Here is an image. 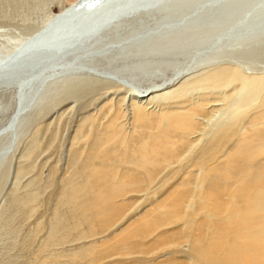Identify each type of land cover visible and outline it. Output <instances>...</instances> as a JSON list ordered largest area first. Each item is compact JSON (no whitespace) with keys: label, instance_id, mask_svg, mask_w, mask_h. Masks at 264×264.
I'll return each mask as SVG.
<instances>
[{"label":"bare ground","instance_id":"bare-ground-1","mask_svg":"<svg viewBox=\"0 0 264 264\" xmlns=\"http://www.w3.org/2000/svg\"><path fill=\"white\" fill-rule=\"evenodd\" d=\"M45 2L0 0V8L6 5L14 12L22 9L20 12L28 15L26 19L32 20L30 25L33 28L24 33L26 37L16 38L10 46L0 47V89L9 92L21 89L18 91L23 98L19 104L28 115L42 107L51 95L57 94L58 91L52 94L57 87L68 89L86 80L98 79L100 82L107 76L112 79L120 77L114 71L88 67L84 59L90 56L94 61L97 57L116 62L132 59L127 67L119 69L120 73H135L134 69H139L140 72L136 73L140 74L156 71L180 73L185 65L186 69L190 67V72L196 65L208 64L218 57L227 59L238 55L240 50H234V47L264 42V0H78L51 16L37 12L39 5L44 6ZM146 8L149 10L142 11L140 16L128 21V25L121 23L128 15ZM25 10L29 14H25ZM32 13L38 15L37 20L32 19ZM116 16L118 18L113 21ZM34 21L37 23L33 24ZM111 23H118V26L111 29L114 26ZM101 31L108 32V36L102 35L98 44ZM110 43L116 48L107 51ZM69 53L73 55L67 56ZM192 59L194 62L188 64L187 61ZM221 65L197 72L200 75L194 70V76L179 85L178 91L204 90L192 102L190 111H172L170 100L164 107L167 113L157 119V114L149 111V107L135 104L128 128L122 121L120 106L115 104L117 111L105 128L99 130L92 122L83 131V123L93 120L87 117L80 126L82 133L79 128L76 139L86 136L88 147L72 153L69 164L73 171L61 190L73 213L81 216L94 208L95 213L114 211L117 204L113 198L120 195V185L164 180L163 168L179 163L197 144L191 137L201 134V119L212 123L208 114L213 112L216 116L220 110L217 107L230 96L227 88L242 85L244 95L238 94L240 102L255 96L258 98L263 93L261 113L249 120L250 124L244 127L246 134H239L238 138V132L235 133L226 150H211L209 144L223 131L235 132L245 119L241 118L239 111L231 118L224 116L223 121L218 120L216 124H220L213 133L208 131L206 134V137H213L212 140L203 143L202 155L207 153L208 158L200 159L199 155L193 160L194 169L176 179V186L185 188L168 191L166 197L172 202L163 204L166 208L161 213L169 218L183 214L188 204L185 194L191 193V198L196 195L186 186L201 184L204 186L201 197L205 202L208 230L177 244H181L176 252L180 255L177 262L264 264V212L260 210L264 206V130H253L263 125L259 121L264 117V75L248 76L242 67ZM20 112L11 117L10 125L5 129L7 137L0 141V168L6 153L11 152L18 140L20 120H27L20 118ZM108 113L110 111L105 114ZM138 133L142 135L136 137ZM127 150L129 157L122 163L120 157ZM110 166L116 169L107 172ZM140 168H147L144 175ZM103 185L113 188L102 189ZM96 189L95 197H88L94 195ZM231 204L234 205L229 207ZM135 217V223L142 219L143 231L148 225L161 227L165 224L151 215L143 217L138 214ZM131 247L139 249L134 243L126 246L127 249ZM137 254L136 251L129 259L118 262L147 264L142 263L144 259Z\"/></svg>","mask_w":264,"mask_h":264},{"label":"rangeland","instance_id":"rangeland-1","mask_svg":"<svg viewBox=\"0 0 264 264\" xmlns=\"http://www.w3.org/2000/svg\"><path fill=\"white\" fill-rule=\"evenodd\" d=\"M77 1L46 0L44 6L39 5L37 12H45L48 16L55 15ZM145 10L149 8L135 11L134 15H128L126 19L121 20L123 21L121 23L126 24ZM14 11L6 5L0 8V47L10 46V42L16 38L26 37L24 33L33 28V25H30L32 20L25 17L28 15ZM25 11V14H29L28 10ZM36 15L32 13L30 16L37 20L38 15ZM36 23L34 21L33 24ZM113 25L111 29H115L118 23ZM105 31L98 33L100 35L98 44L102 41V35L108 36V32L105 33ZM109 46L113 47L107 51L116 48L111 43ZM234 50H240L239 54L227 59L218 57L217 60L207 62L208 64L196 65L197 67L192 68L190 72V67L186 69L185 65V69L180 73H164L163 71L150 74L136 73L140 72L139 69H134L135 73H120L119 69L122 66L127 67L132 59L125 58L116 62L117 60L106 61L97 57L94 61L90 56L84 59L88 67L114 71L120 77L112 79V76H107L112 80L107 78L100 82L98 79L86 80L68 89L57 87L52 94L56 91L58 93L51 95L46 102H43L45 104L38 108L39 111L34 113L32 111L29 115L27 110L23 111L19 104L23 98V95L19 93L21 89L18 88L12 92L0 89V141L7 137L5 129L10 125V119L15 112L18 114L21 110L20 118H27L23 122L20 120L18 140L11 152L6 153L4 165L2 164V169L0 168V264H112L111 262L120 264L118 262L121 261L120 259H129L128 257L136 251L140 255L137 254V256L144 259L142 263L181 264L177 262L180 255L176 254L181 244H177L187 237L208 230L205 223V219L207 220L205 202L201 197L204 186L198 183L186 186L196 195L191 198V193L187 192L185 197L188 198V204L185 212L173 218L161 213V210L166 208L162 205L172 202L166 195L169 190L185 188L177 187L175 181L185 172H191L194 169L192 164L194 159L199 155H201L200 159L208 158L207 153L202 155L203 143L212 140L213 137H206V134L208 131L213 133L215 127L220 124H216L218 120L223 121L224 116L231 118L239 111L241 118L245 119L235 132L223 131L216 136L209 144L211 150H226L236 132H238V138L239 134L247 133L244 127L250 124L249 120L252 117L259 115L262 111L263 105L260 106V104L263 93H260L258 98L255 96L247 100L242 99L241 103L240 99L238 100V94L244 95L242 85H234L235 90L232 89L234 86L227 88L226 92L230 96L224 100L226 103L223 102V105L217 107L220 110L215 113L216 116L213 112L208 114L213 122L209 124V121L206 122L207 119L202 120V118L203 129L199 130L201 134H198V137H191L192 140L197 141L195 147L188 150L179 163L175 162L169 165L170 167L163 168L165 169L164 175L162 174L164 180L159 179L153 182L144 180L140 183L120 185L118 187L122 188L120 195L113 198L114 203L117 204L114 211L95 213L94 208L84 215L81 213L80 216L79 213H73L66 202V197L61 195V190L65 179L73 171L69 164L72 153L88 147L86 136L82 135L79 140L76 139L79 128L87 117L93 120L83 123V131L92 122L97 124L99 130L105 128L114 112L117 111L116 106H113L115 104L120 106L123 113L122 121L128 128L131 126L132 110L135 104L149 107V111L157 114V119L167 113L164 107H167L166 104L169 105L170 100H172L170 106L175 109L172 111H190L192 102L204 90L178 91L179 85L185 81L184 79L194 76V70L196 74L215 65H236L242 67L248 76L264 75V42H259L257 45L242 44V46L234 47ZM72 55L69 53L67 56ZM191 61L194 62L192 59L187 63L191 65ZM176 102L179 103L176 104ZM236 104L245 107L241 108ZM108 111L110 113L105 114ZM259 122L263 124L262 127L253 130H264L263 116ZM80 133H82V127ZM140 135L142 133L136 134V137ZM128 151L120 157L122 163L127 156L129 157ZM115 153L118 155L119 150ZM115 169L114 166H110L106 171L112 172ZM139 170L144 175L147 168ZM101 188L113 187L103 185ZM97 190H93L94 195L89 194L88 197H95ZM106 202L111 201L106 200ZM260 210L264 212V206ZM138 214L143 217L151 215L156 220L165 221V224L161 227L148 225L143 231L142 219L135 223V216ZM184 220L188 223L183 224ZM127 224L130 226L126 227ZM162 232L165 233L161 234ZM178 237L181 238L177 239ZM129 243L137 244L139 249L133 247L127 249L126 246ZM128 252L130 255H127Z\"/></svg>","mask_w":264,"mask_h":264}]
</instances>
